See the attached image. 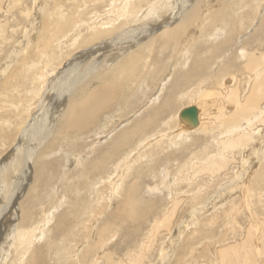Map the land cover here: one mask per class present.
Segmentation results:
<instances>
[{
	"label": "bare ground",
	"instance_id": "bare-ground-1",
	"mask_svg": "<svg viewBox=\"0 0 264 264\" xmlns=\"http://www.w3.org/2000/svg\"><path fill=\"white\" fill-rule=\"evenodd\" d=\"M52 1V6L49 7V2L46 1L45 3L43 0L39 3V0H36L37 4H35V9L31 16V23L29 24V28L25 30V32L27 31V36L24 35L26 36V41L21 42L19 45L21 48H18L15 54H10L11 56L0 66V108L10 102V105L14 107L13 109L11 108L13 112L11 113V111H9L8 114L5 112L7 116L5 115L4 118L10 123L9 113L13 115L17 120V123L15 122V124H17L16 131L18 134L20 133L19 141L14 147L16 150L15 156L12 158L9 165L6 166V164H3L0 166V199L7 198L9 201L0 209V240L3 239V241L9 245V248H6L7 250L4 249L3 252V257H5L6 260L11 257L12 261L10 260L9 264H24L23 261L28 254L30 260H27L25 264H44V261L41 259L42 250L36 246V243L40 241L38 234H40L41 237L46 231L49 233L54 232L55 226L57 228L62 227L61 224H59V226L58 224L49 225L52 216L56 214H54V211L51 209L43 210L44 201L42 202V200L44 199L41 200L43 194L40 196L42 192H48L46 189H43L45 191H41L47 179L45 174L49 166L48 160L59 151V148L62 147L63 144L67 142L68 146H73L76 141L79 140V137H83L84 135H86L85 138L87 141L92 137L98 136H103L105 138L104 142L110 139V141L106 143V149H103L96 159H92L87 164L88 167L86 170L90 172L84 173V179H89L91 171H97L100 175L99 180L97 179L98 182H103L105 176L102 175V171L106 168L104 165L109 163L111 159L118 160L115 168L113 167L114 178L109 180L113 185L112 191L115 198L120 194L121 187L124 186L121 182L123 178L129 177L131 174L130 170H134L135 159L137 157L140 158L142 155L148 156L149 150H147V148H151L162 141H164V145L169 141L171 143H178L182 139L189 137L190 133H193L196 129L198 130L201 126V129H203V125L201 124L203 123L204 111L208 109L207 105L211 102L209 100L215 97L218 98L220 95L222 98L220 102L217 103L220 105L217 110L212 113L214 117L216 115H223L224 117L222 123H224L226 128L225 130L223 129L224 131L222 133L224 137L219 136L222 137L220 139H231L232 135L237 136L239 130L240 133L243 134L242 136H246L249 141H246L247 144L243 145L242 151L245 159H242L244 162L247 160L251 161V159L258 162L254 168H252V165H249V167H245L242 171L235 173V178L231 183H238L235 186L242 189V193L244 191L247 193V191L255 189L256 187H253L256 184L259 185L260 181H263L264 128L258 127L254 136L253 134L250 136L248 131L251 125L258 121H264V47H262V45L259 47L255 46L257 41H253L251 37L252 34L255 33L252 31L250 33L248 31L251 26H247V23L251 22L249 20L254 14L259 18L256 24L254 23L255 25L251 27L252 30L257 28L263 21L264 0H214L212 3L213 5L209 4L208 0H113L112 2L115 6L110 12L114 13L115 16L109 15L105 19L101 17L103 20L101 19L99 23L91 22L93 23L90 27L93 28L92 31L90 30L91 32L81 41L83 45H88L91 42L93 45L88 47L89 49L86 48L74 55L73 60L77 59L75 64L69 61L66 66H64V70H58V72L61 71L62 73L48 79L44 71L46 72L50 67L55 71V67L57 68L59 62H62L56 59L55 49L59 48L60 44L65 41L64 38L68 35V30L80 27L78 24L79 19L73 20V18L69 16V19H66L62 11V7L64 6L62 3L64 2L61 0ZM167 13L168 15H165ZM151 18H159L161 21H146ZM256 19H253V22H255ZM118 21H120V23L116 24ZM132 22L138 24L143 23V25L139 28H136L135 25V28L130 27L129 30L128 28L127 30H121ZM34 33H36V38L33 42L32 38L34 39ZM75 38L76 36H73L71 42L76 44ZM257 39L259 40V36ZM117 44L121 46L113 49ZM108 47L117 52V57L113 55L110 56L108 62L104 60V58H96L93 65L87 66L86 69L82 71L78 70L81 67L80 60L83 61L90 54H95V52H99ZM136 47L138 50L135 52ZM143 50L149 51V55L146 53L143 55ZM151 52L153 55L155 52L164 55L163 59L151 57ZM205 52L206 54L204 55ZM229 53H232V55H229ZM141 54L143 55L142 58L140 57ZM175 55H178V58L174 61V58H176L174 57ZM191 55L196 57L199 56V58H192L194 61L192 60L189 67L187 66L189 71L186 74L182 76L178 74L175 75V66L180 64L184 68L188 64ZM216 58H219V61L214 63ZM139 59H145V61L147 60L148 62L143 65L145 67H143V72H141L142 70H138L137 61ZM234 59L240 61L235 62ZM101 61H105V63H103L104 65L99 68L98 71H93L92 68ZM29 62H34L35 65L41 64V67L39 66L40 68L36 71L33 83L31 82L28 84L26 82L27 84L25 86L20 82L21 80L18 77L26 78L27 74L25 75V73L26 70H29L27 66ZM221 62H224L223 70L218 69L219 65L222 64ZM231 64L239 68L237 72H241L242 75L247 74L245 80L241 84H244L243 88H245V85L247 87V90L243 94V88L241 90V86L230 88V85L226 86L220 83L222 88L227 90L225 94L222 93L221 90L217 91L213 87L205 88L203 86L206 81L215 80V74H225V72L229 70ZM167 66H169L171 71L167 70ZM70 69L73 71H70ZM166 70L167 75L165 74ZM216 71L217 73H215ZM66 75L67 77L65 78ZM161 76L163 77L159 80L157 89L147 98L145 105L138 108V110L134 111L131 115L132 118H135V116L141 114L136 122L134 120L132 127L126 130H120L124 124L131 122L129 120L132 119L131 117L126 120L127 117L125 121H121V118H118V120L114 118L112 119L114 120V127L108 134V122L111 121L112 115L101 113V111H107L106 109L111 108L113 105L118 106V110L121 111L122 107L119 106L120 104L128 108V102L131 98H134L132 86L135 85V81L143 85V78L151 77L153 79ZM54 80L56 82H54ZM23 82L25 83V81ZM217 82L218 81L212 83L216 84ZM55 84L60 85L56 90V102H61L58 106L63 105L64 111L58 114L54 113V118L58 121L53 123L49 113L43 114V107L44 101L48 99H45L49 96L48 92L55 87ZM187 86H191V89L189 87L190 90L184 91ZM144 87V85L141 86V88ZM179 89L182 94L187 96L188 100L190 103H193V105L183 106L177 110L172 120L175 128L168 129L169 126H171L169 123L170 120L165 121L164 125L166 129L152 134L142 135L143 137L140 136V139H138L135 144V138L141 135L146 128L149 127L148 125H150V123L153 126V123L157 119L161 118L171 109L173 105V94ZM14 97H16L15 100H12ZM36 97L39 98L37 112L32 115V118L28 120V122L26 121L27 123L25 122L22 125L20 117L21 115L24 116L26 111H28V108L25 109L24 106ZM160 100L161 102H159ZM221 102L223 103L221 104ZM52 103H55V100ZM228 104H233V107H230ZM147 106H149L148 109L143 111ZM189 106H195L197 109V124L193 125L189 120L180 117L179 113L181 110ZM53 108L55 109L56 107ZM228 109L230 110L228 111ZM250 109L255 113L251 116H247L246 113ZM34 111H36V109ZM99 113H101L103 117H101V119H104V123L101 122L98 126H93L92 122L94 119L97 120V123L101 121ZM7 129L10 130L9 126ZM88 129L92 130L86 133L85 130ZM3 132L2 134H4ZM29 133L32 135L36 133L34 136L30 135L32 141L34 140V146H23V139L26 138ZM114 136L116 137L114 138ZM256 140L259 147L255 145L256 143L253 144ZM135 145H139V149H145V153L139 151V155L137 153L138 151L135 152ZM228 146L231 148L229 143ZM92 148L90 144L87 145V150H91ZM167 148L170 147L167 146ZM164 149H166V147ZM162 151L164 152V150ZM75 155L76 154H74L73 159H77V163H81V157ZM145 156H143V158ZM83 157L84 159L87 158L85 156ZM182 165L184 166L183 168L187 167V164L182 163ZM195 166L197 167L196 164ZM189 167L193 169L192 171L194 173L191 171L193 175L198 174L199 170L196 169V167L192 165ZM213 168L214 167L211 169L213 170ZM248 169H250L251 172ZM248 172H250L249 174L251 175H246ZM49 177L52 178V175ZM178 177H184L183 171ZM159 178L158 180L161 181V187L167 188L168 169L165 168V170H161ZM244 180L247 183L243 185L242 183ZM93 182H96V180ZM93 182L90 188L94 186ZM49 183L50 182H48V184ZM84 183L81 184L84 186ZM47 186H50V184ZM156 188L158 189L159 186H155L153 190H156ZM229 188V190H231L232 186ZM49 189H51V186ZM52 189L54 188L52 187ZM225 190L228 189L226 188ZM220 192H223V188L220 189ZM137 193L138 190L135 189V184L131 182V184L128 185V189L126 187L124 192V199L121 205L122 208L117 209V222H113L111 225L115 228H120L122 226H124L122 228L127 227L129 230H127L125 235H128L129 232H131V235L135 234V229L133 228L135 225H140L139 223L149 216L147 211L152 207L151 203L146 201L143 202L144 198H139ZM246 195H244V197ZM112 200H114L113 197L111 200L109 199L110 205L113 202ZM172 201V207H170L169 210L174 211L177 203L176 199ZM223 204L222 202L220 205ZM51 207L56 208L53 204ZM205 207V204H195L189 212V220H183L180 222L181 225L174 227L173 235L170 236L167 241L163 243V247L160 248L159 255L161 256V264H165V262L168 264H184L182 262L183 254L180 253L185 252V248H187L188 238H185V229L190 227V224H192V227L195 226L194 224L198 222L197 215L202 213ZM5 212L13 214L9 227L1 225ZM103 213L104 212H102V214ZM165 214L160 218L161 220L152 226L151 236L146 244L143 245L145 247L143 248L144 254L149 252L152 246V243L148 242L156 241V235L160 232L161 227H165L167 230L173 227L172 215L168 214V216H165ZM96 222H94V224ZM262 222L264 223V221ZM40 223L41 225H39ZM64 227L66 228V226ZM64 227L61 228V231H56L57 236L55 238L51 237L48 239V246H46V248H48L47 251H49L50 248L58 246L57 242L59 239H62L59 246H66V243L63 241L66 231ZM122 228H120V230H123ZM109 229L113 230L114 228L103 226L100 232L103 233L105 231V233H107ZM8 237L10 238L8 239ZM179 238V247L177 246L175 249L176 252H174L173 246ZM90 239L91 238H87L85 241L81 242L80 245H76L73 250L71 248L73 241L68 240L71 246L66 249L69 248L71 251L69 252L68 250L67 256H70V259L74 258L75 264H97L96 262L98 261L95 255L89 256L93 249L88 248L87 251L84 248L81 249L82 245L85 246L90 243ZM97 243H99V241H97ZM100 246H103L102 242ZM167 246L171 248L170 252ZM98 248L99 246L97 249ZM178 251H180V253ZM177 252L180 255H178ZM105 257L106 260H110L109 254H106ZM6 260L4 262L8 263Z\"/></svg>",
	"mask_w": 264,
	"mask_h": 264
},
{
	"label": "rangeland",
	"instance_id": "rangeland-1",
	"mask_svg": "<svg viewBox=\"0 0 264 264\" xmlns=\"http://www.w3.org/2000/svg\"><path fill=\"white\" fill-rule=\"evenodd\" d=\"M42 1L43 0H39V3H41ZM46 1L49 2V4L48 3L47 4L49 5V7H51L53 1L52 0H46ZM46 1L44 0L45 3ZM61 1L64 2L62 3L64 4V6L62 7L63 8L62 11L64 12L66 19H69V17L73 18V20L79 19L78 24L80 27L79 28L76 27V28H72L71 30H68L67 31L68 35L64 38L65 41H63L62 44H60L59 48L55 49L56 59H59L62 62H59L57 68L55 67V71L51 67L48 68L49 70H47L46 72L44 71V74L47 75L48 79L52 77H56L60 73H62L61 71L58 72V70H64L65 68L64 66H66V64L69 61L75 64L77 59L73 60L74 55L78 54L82 50L93 45L92 42L89 43L88 45L87 44L83 45L81 43L82 39L86 38L87 34H89L93 29L90 28L93 24L91 22L99 23L101 22L100 20L102 18L105 19L109 15L115 16L114 13L110 12L115 6L112 2L113 0H61ZM208 1L209 4L213 5L212 3L214 0H208ZM35 4H37L36 0H0V66L11 55H13V53L15 54L18 51V48H21L19 46L21 42L26 41L27 31L25 32V30L29 28V24L31 23L32 20L31 16L34 12ZM165 15H168V13ZM256 18L257 16L254 14V16H252L249 20L251 22L248 21L249 23H247L248 24L247 26L250 25L251 27H253L258 21L259 17L257 19ZM253 19H256V21L253 22ZM152 20H154V22L161 21V19L159 18H151L150 20L148 19L146 21H152ZM119 23L120 21H118V23L116 24ZM135 25L136 28H139L143 25V23L138 24L132 22L129 25H126L121 30L124 29L127 30V28L129 30L130 27L135 28ZM251 27L250 30L248 31L250 33L251 31L255 33L252 34L251 36L253 41L254 40L257 41L255 46L259 47L262 45V47H264V41H263L264 19L254 30H252ZM35 36L36 33L33 34L34 37V39L32 38L33 42L36 38ZM73 36H76L75 38L76 44L74 42H71ZM258 36H259V40L257 39ZM120 46H121L120 44H117L113 49L119 48ZM135 49L136 52L138 48L136 47ZM142 52H144L143 55H145V53L148 54L149 51L143 50ZM205 54L206 52L204 53V55ZM112 55L117 57V52H115V50H111V48L109 47L105 48L104 50L102 49L99 52H95V54L92 53L87 58H85V60L83 61L80 60L81 67L78 70L82 71L86 69L87 66L93 65L95 63L96 58H104V60L108 62V59H110V56ZM143 55L141 54L140 57L142 58ZM150 55H152L151 57H155L157 59L159 58L163 59L164 56L162 54H159L158 52H155L154 55L151 52ZM229 55H232V53H229ZM174 57H176L174 58L175 61V59L178 58V55H175ZM192 58L198 59L199 56L196 57L191 55L190 60H188V64L184 68L182 67V65L177 64V66H175L176 69L175 75L178 74L179 76H182L186 74L189 71L188 67L192 63L193 60ZM138 61H137L138 70L139 71L142 70L141 72H143V69L145 68L143 65L146 64L147 60L145 61V59H139ZM218 61L219 58H216L214 60V63H217ZM234 61L239 62L240 60L234 59ZM103 63H105V61L99 62L92 68V70L98 71L99 68H101L104 65ZM221 63L222 64L219 65L218 67L219 70H223L224 67V62ZM27 66L29 67V70L28 71L26 70L25 73V75L27 74L26 78L18 77L21 80L20 82L25 86L27 83L28 84H30L31 82L33 83L34 80L33 78L35 77L36 71L41 67V64L35 65L34 62H29ZM167 67H168L167 70L171 71L169 66ZM238 69L239 68H237L236 65L231 64L229 66V70L225 72V74L223 75L215 74L216 79L206 81L203 84V86L205 88L213 87L217 91L221 90V92L224 94L227 93V90H224L220 85V83H223L226 86L230 85L231 86L230 88H236L237 86L239 87L241 86V90H242L244 84L243 85L241 84L245 80L247 74L242 75L241 72L239 71L237 72ZM167 70L165 72L166 75H167ZM70 71L73 70L70 69ZM215 73H217V71ZM66 77L67 75L65 76V78ZM162 77L163 76L156 77L153 79L151 77L143 78L142 84L145 86L144 88H141V86L143 85H140L138 81H135V85L132 86L134 98H131L130 101L128 102V106H129L128 108L121 106V104L119 105L120 107H122L121 109L122 112L118 110V106L115 105H113L109 109H106L107 111L105 110L104 112L101 111V113L112 115L111 121L108 122L109 123L108 124L109 129L107 130L108 134L112 131V128L114 127V120L112 119L115 118L116 120H118V118H121V121L122 120L125 121V119L128 117L126 119L128 120L134 111L138 110V108H141L142 106L145 105L147 98L151 96L153 92L157 89L159 80ZM23 81H25V83ZM216 81L218 82L216 84H213ZM54 82L56 81L54 80ZM57 87L59 88L60 85L55 84V87L48 92L49 96L45 98L48 99L44 101V107H43V111H44L43 114L49 113L50 119L53 123L55 121H58L55 120L54 113L58 114L64 111L63 105L58 106V104H61V102H56ZM189 87L191 89V86H187L184 89V91L190 90ZM246 88L247 87L245 85V88H243L242 90L243 91L242 94L247 90ZM15 98L16 97H14L12 100H15ZM221 98L222 97L219 95L218 98L215 97L209 100L211 102L208 103L207 105L208 109L204 111L203 121H202L203 123L201 124L203 125V129H201L202 127L201 126L200 128H198V130L196 129L195 131H193V133H190L189 137L182 139L178 143H173V142L171 143L169 141L166 143V145H164V141H162L163 143L160 142L159 144H156L151 148H147V150H149L148 156L142 155L140 158L137 157L138 160L135 157L136 158L135 167H134L135 171L130 170L131 174L129 175V177L123 178L121 182L124 186L121 187V190L119 192L120 194H118L115 198L113 196L114 193L112 191L113 185L112 183H110L109 180L111 178H114V168L117 165L116 163H118V160L111 159L109 163L104 165L106 168L104 169V171H102L103 172L102 175L105 176L103 182H98L100 175L97 173V171H91V173L89 174V179L87 180L84 179V173L90 172L86 170L88 167L87 164L92 159H96L103 149H106V143L109 142L110 139L104 142L105 138L103 136H98V137H92L90 140L87 141L85 138L86 135H84L83 137H79V140L76 141V143L73 146H68L67 142L63 144L62 147L59 148V151L56 152L51 158H49L50 160H48V165H49L47 169L48 174L47 172L45 174L47 179H46V183L44 184V187L41 189V191H45L43 189H46L48 192H42L40 196L43 194L41 196V200L44 199L42 200V202L46 201L45 203L43 202L44 204L43 210L51 209L54 211V214H56L55 216H52L53 220L51 219L49 225L51 226L53 224L54 225L58 224L59 226V224H61L62 226L61 228L66 226V228L64 227L66 231H65V238L63 239V241L66 243L65 244L66 246L64 247L59 246V244L62 241V239H59L57 242L58 246L50 248L49 251H47L48 248H46V246H48L47 245L48 239L51 237L55 238L57 236L56 231L57 232L58 230L61 231V228H57L55 226L54 232L49 233L46 231L41 237L40 234H38L40 241L36 243V246H38L42 250L41 259L42 261H44V264H75V259L74 258L70 259V256H67L68 250L69 252L71 251V249L69 248L66 249L67 247L71 246L70 243H68V240L73 241L71 247L73 250V248L76 245H80V243L85 241L87 238H91L90 243L85 246L82 245L81 249L84 248L86 251L88 248L93 249V251L89 254V256L94 254L98 261L96 262L97 264H161L162 263L161 256L159 255L160 248L163 247V243H165L167 239L173 235L174 227L181 225L180 222L183 220L185 221L189 220L190 218L189 212L197 203L199 205L205 204L206 207L203 209L202 213L197 215L198 222L194 224L195 226L192 227V224H190L189 225L190 227L185 229L186 231L184 235L185 238L186 237L188 238L187 248H185V252L180 253V251H178L180 254H183L182 262L184 264H264V225H263L264 223L262 222L264 221V179L263 181H260L259 185L256 184L253 187V188L256 187L255 189H252L251 191H247V193L245 191L242 193L243 190L235 186L238 183L236 182L231 183L235 178V173L242 171L245 167H249V165L250 166L252 165V168H254L256 167L258 162H256V160L254 159H251L253 163L250 160L244 162L243 159H245V156H243L242 148L243 145L247 144V142L249 141L246 136H242L243 134H241L239 130L237 136L232 135L231 139L228 140H226L225 138L220 139L224 137L222 133L226 128L224 126V123H222L224 117L223 115L221 116L216 115L214 117L212 116V113H214V111L217 110L218 106L220 105L217 103L220 102ZM54 100L55 103H52L54 102ZM38 101L39 98L36 97L31 101H29V103H27L24 106L25 109L28 108V111H26L24 116L21 115L20 117L22 121L21 122L22 125L26 121L28 122V120L32 118V115H34L37 112L39 106ZM159 102H161V100ZM8 103L9 104L6 103L4 107L2 106L0 108V136H1L0 166H2L3 164H6V166L10 164V161L16 154V150L14 149V147L18 143L20 138V133L18 134V132L16 131L17 124H15V122L17 123V120L15 119V117L9 113L10 123H8L6 118H4L6 113L8 114L9 111H11V113L13 112L12 109L14 107L10 105V102ZM222 103L223 102H221V104ZM191 104L193 105V103H190L187 96H185V94H182L180 89L176 90L175 93L173 94V105L171 109L168 110V112H166V114H164L161 118L157 119L153 123L154 124L153 126L150 123V125H148L149 127L146 128V130L141 135L135 138V144L142 135L144 136L166 129L164 125L165 121L170 120L169 123L171 124V126H169L168 129H174L175 126L173 125L172 120L174 119V115L177 112V110L183 106H187ZM229 106L233 107V104H230ZM53 107L56 108L54 109ZM148 107L149 106L144 108L143 111L144 110L146 111ZM35 109L36 111H34ZM229 110L230 109H228V111ZM101 113H99L100 119L102 117ZM254 113L255 112L252 111V109H250L246 113V115L251 116ZM140 115L141 114H138L137 116H135V118L131 117L132 119H129L131 122H127L126 124H124L120 130H126L131 128L134 123V120L136 122ZM23 118L25 121L23 120ZM103 120L104 119H101V121L97 123V120L94 119L92 125L98 126L101 122L104 123ZM8 126L10 130L7 129ZM258 127L264 128V121L263 122L258 121L257 123L251 125L250 130L248 131L249 135L251 136L253 134L254 136L255 132L257 131L256 129ZM90 130L92 129H88L85 131L87 133V131ZM1 131L2 132L4 131L3 132L4 134H2ZM35 134L32 135L29 133L27 137L24 138L25 140L23 139L24 145L23 144L22 145L34 146L33 143L34 140L32 141L31 139L32 137L30 135L34 136ZM115 137L116 136H114V138ZM228 143L231 145V148H229ZM88 144H90L91 147H93L91 150H87ZM253 144L257 145V140L254 141ZM167 146L170 148H167ZM139 147H140L139 145L136 146L135 152L138 151L137 152L138 154L140 152L145 153V149L144 150L139 149ZM165 147L166 149H164ZM257 147L259 146L257 145ZM162 150H164V152ZM74 154H76L75 156L81 157L82 159L80 161L81 163H77V159H73ZM83 156L87 158L84 159ZM143 156L145 157L143 158ZM182 163L187 164V167L183 168L184 166L182 165ZM190 164L194 167H196L195 164L197 165L196 169L199 170L198 174L193 175L191 173L193 169H190L189 167L191 166ZM212 167H214L213 168L214 171L211 169ZM165 168L168 169V178H167L168 181L166 184L168 187L167 188L163 187L164 188L163 189L160 184L161 181L158 179H160L159 176L161 174V170L163 169L165 170ZM181 170L183 171V176H184L182 178L178 177L180 176V173H182ZM248 170L251 172L250 169ZM250 172H248L246 175H248ZM51 175L53 179L49 177ZM90 179L92 182L96 180V182H93L94 186H92L91 188L90 185H92L91 184L92 182L90 181ZM173 180L175 183L173 182ZM48 182H50L49 184L51 186V189L52 187L54 189L52 190L49 189L50 186H47L49 185ZM131 182L135 184V189L138 190L137 193L138 197L144 198L143 202L146 201L151 203L152 207H150L147 211L149 216L145 220L141 221L139 223L140 225L138 226L135 225V227L133 228L135 229V234L131 235V232H129L128 235H125V233H127V230H129L127 229V227L122 228L124 227L122 226L120 228H122L123 230H120L119 227L115 228L114 226L111 225L113 224V222H117L116 219L118 217L117 209L122 208L121 205L124 199V192L126 190V187L128 189V185L131 184ZM81 183H84L85 185L83 186V184ZM245 183L247 182H245L244 180L242 184L244 185ZM155 186L156 187L159 186V188L153 190ZM230 186H232L231 189L232 191L229 190ZM221 188H223L222 193L220 192ZM226 188L228 190H225ZM244 195L246 196L244 197ZM112 197L114 200H112L113 202L110 205L109 199L111 200ZM174 199H176L177 204L175 205V210L171 211L169 210V208L172 207V203H173L172 200ZM8 202L9 201L7 198L5 199L1 198L0 209L1 207H3V205H6ZM222 202L224 204L220 205L222 204ZM52 204L56 208H52L51 207ZM102 212L104 213L102 214ZM163 214H165V216H168V214L172 215V222H173V227H171L172 230L169 228L170 230L168 229L169 230L168 231L165 227H161L160 232L157 234L158 236L156 235L157 238L155 237L156 241L148 242V243H152V246L149 252L146 251L147 253L144 254L145 252L143 251V248L145 247L143 245L146 244V242L151 236V228L152 226L155 225V223L161 220L160 218L163 216ZM12 215H13L12 213L8 214V212H5L1 225L4 227L5 226L9 227V225H11L10 220L12 218ZM94 222H96L97 224L96 223L94 224ZM39 225H41V223ZM103 226H107L109 228L112 227L114 228L113 230H117V231H113L109 229L107 233H105V231L101 233L100 229ZM9 238L10 237H8V239ZM97 241H99V243H97ZM179 241L180 238L173 246L174 252H176L175 249L177 248V246L179 247L178 244ZM101 242L103 243L102 247L100 246ZM98 246L99 248L97 249ZM6 248H9L8 243L4 242L3 239H1L0 264H9L11 260V257L10 259L7 260L5 259V257H3L4 255L3 252L4 249L7 250ZM170 251L171 248H169V252ZM106 254L110 255V260L107 259L108 261L106 260L105 257ZM5 260L8 261V263L7 262L5 263L4 262ZM27 260L28 261L30 260L29 254L26 256V259L23 261V263L25 264ZM165 264L168 263L165 262Z\"/></svg>",
	"mask_w": 264,
	"mask_h": 264
},
{
	"label": "water",
	"instance_id": "water-1",
	"mask_svg": "<svg viewBox=\"0 0 264 264\" xmlns=\"http://www.w3.org/2000/svg\"><path fill=\"white\" fill-rule=\"evenodd\" d=\"M181 118L189 120L190 123L197 124V109L195 106H189L187 108H184L179 113Z\"/></svg>",
	"mask_w": 264,
	"mask_h": 264
}]
</instances>
